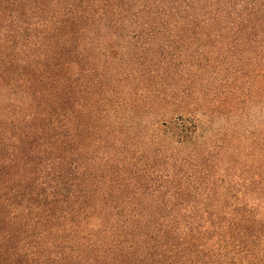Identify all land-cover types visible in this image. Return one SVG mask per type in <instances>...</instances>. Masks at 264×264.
Segmentation results:
<instances>
[{"label": "trees", "instance_id": "16d2710c", "mask_svg": "<svg viewBox=\"0 0 264 264\" xmlns=\"http://www.w3.org/2000/svg\"><path fill=\"white\" fill-rule=\"evenodd\" d=\"M0 264H264V0H0Z\"/></svg>", "mask_w": 264, "mask_h": 264}]
</instances>
